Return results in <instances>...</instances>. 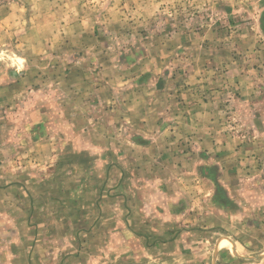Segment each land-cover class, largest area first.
<instances>
[{
    "label": "rangeland",
    "instance_id": "374dc122",
    "mask_svg": "<svg viewBox=\"0 0 264 264\" xmlns=\"http://www.w3.org/2000/svg\"><path fill=\"white\" fill-rule=\"evenodd\" d=\"M263 14L264 0H0V264H212L199 255L171 256L147 235L119 237L124 227L115 220L124 214L118 215V205L132 192L118 171L105 179L99 171L71 174L67 166L62 180L45 179L51 162H41V139L34 138L41 135V98L52 108L58 101L74 109L83 129L87 115L93 118L97 83L110 98L136 90L131 76L148 74L165 92L166 85L177 88L193 73L223 103L231 90L239 97L250 96L249 87L251 93L264 91ZM105 77L107 87L101 85ZM238 99L220 121L240 134L252 116L241 107L245 98ZM257 99L251 104L259 105ZM262 138L255 134L254 140ZM64 149L56 151L63 157ZM123 149L144 155L130 145ZM130 166L149 174L143 158ZM245 166L252 168L249 161ZM96 180L103 195L88 202L79 192ZM184 184L201 210L209 186ZM55 186L61 191L49 195ZM232 228L223 231L250 241L241 242L243 255H234L236 261L222 256L220 264H264L261 231L254 228L246 237L240 226Z\"/></svg>",
    "mask_w": 264,
    "mask_h": 264
},
{
    "label": "crops",
    "instance_id": "0c3cea01",
    "mask_svg": "<svg viewBox=\"0 0 264 264\" xmlns=\"http://www.w3.org/2000/svg\"><path fill=\"white\" fill-rule=\"evenodd\" d=\"M192 75L183 77L177 88L166 85L165 92L159 80L147 79L148 74L131 76L136 90L110 98L97 83L91 100L97 112L89 115L92 119L88 120V115L83 118L89 123L83 129L78 128L74 109H66L58 101L52 108L46 98H41V120L37 124L41 135L33 132L34 138L41 139V162H51L45 179L51 177L54 183L62 180L59 176L67 166L71 174H78L77 169L89 175L99 171L105 179L112 176V171L119 172L123 187L132 192L118 205V215L124 214L115 220L124 227L118 230L119 237L126 233L147 235L151 244L160 242L166 250H172L171 256L192 260L199 255L202 261L211 259L212 264H220L222 256H228L233 262L237 260L234 255H243V240L226 235L224 229L240 226L248 237L256 228L264 238V91L252 90L253 94L249 87L246 92L250 96L241 92L245 98L241 107L252 117L247 121L249 126L243 128L245 133L239 134L231 122L227 126L220 120L222 114L231 115L241 102L238 98L243 97L231 90L228 103L214 100L213 92L203 90L204 80L199 74ZM173 79L171 76L166 82ZM101 82L109 85L106 77ZM254 98L259 105L251 104ZM98 111L103 113L99 115ZM255 134L263 137L261 143L254 140ZM128 145L142 149L144 155L126 153L123 147ZM58 146L65 147L67 154L63 157L56 151ZM142 158L150 164L148 176L138 167L130 168V162ZM248 161L252 168L243 169ZM159 163H164L167 170L161 171ZM130 173L134 175L131 181L126 180ZM185 179L209 186L201 210L195 206L194 196L184 189ZM97 183L79 194L92 202L103 195ZM59 188L55 186L49 195L59 194ZM74 189L69 193L77 192ZM225 241L230 244L223 245ZM249 241L247 238L243 242Z\"/></svg>",
    "mask_w": 264,
    "mask_h": 264
},
{
    "label": "trees",
    "instance_id": "16d2710c",
    "mask_svg": "<svg viewBox=\"0 0 264 264\" xmlns=\"http://www.w3.org/2000/svg\"><path fill=\"white\" fill-rule=\"evenodd\" d=\"M261 25H262V28L264 30V14H263L262 19H261Z\"/></svg>",
    "mask_w": 264,
    "mask_h": 264
}]
</instances>
